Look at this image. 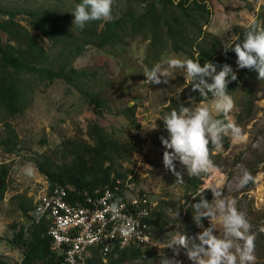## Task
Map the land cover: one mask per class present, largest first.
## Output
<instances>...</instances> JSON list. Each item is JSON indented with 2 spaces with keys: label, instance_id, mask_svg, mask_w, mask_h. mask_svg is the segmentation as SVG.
Returning <instances> with one entry per match:
<instances>
[{
  "label": "rangeland",
  "instance_id": "obj_1",
  "mask_svg": "<svg viewBox=\"0 0 264 264\" xmlns=\"http://www.w3.org/2000/svg\"><path fill=\"white\" fill-rule=\"evenodd\" d=\"M76 3L77 0H0V19H8L6 13L14 12L16 20L33 35L39 36L51 58H55L62 50L68 53L72 48L70 41L80 36V30L73 27L72 12ZM207 5L211 10V21L204 30L218 36L224 45L233 41L232 30L235 26L253 24L264 9L261 0H208ZM145 6L142 0H114L113 9L120 14L128 10L141 13ZM31 12L67 16L69 21L64 24L67 42L53 44L41 31L34 29ZM0 35L5 42L6 36ZM162 43L150 50V40L137 34L128 36L114 47L99 49L87 46L71 64V68L79 73L73 85L63 80L51 84L41 82L34 76L28 77L31 88L25 110L9 118L18 134L19 149L15 153H6L0 144V171L3 165L8 167V190L5 199L0 202L2 261L21 264L23 259L25 247L14 242V237L19 228L30 225L20 206L31 200L30 187L41 175L32 162L33 157L63 148L67 140L91 142L88 131L98 123L114 139L137 145L138 152L132 156L129 166L135 171L134 179L149 191L154 202L163 200L166 203L164 209L168 219L154 224L152 228L151 254L131 264H161L165 258L191 264L182 247L177 246L176 250L167 248V242L178 233L194 237L203 227L210 226L205 218L200 224L201 228L198 226L190 234L184 230V219L197 196L212 201L213 194L207 186L216 181H221L220 188L224 195L237 201V208L251 224L250 232L255 234L254 264H264V83L259 85L258 91L248 94L241 82L240 89L232 94L235 106L229 115L247 133L248 140L232 144L227 136L223 141L226 151L213 154L210 150V158L219 172L194 176L201 183L199 195H194L193 184L187 181L189 174L186 168L178 161L174 162L176 170L182 172L183 182L179 184L173 172L165 168L163 153L166 148L160 138L168 135L163 119L171 111L172 101L174 109L181 104L190 107L199 102L184 100L183 91L189 85L184 77V69L168 65L170 59L183 61L187 56L174 52L171 44L163 49ZM157 64L168 69V84H151L146 80L145 71ZM178 89L182 91L178 92ZM100 92L107 102L103 112L96 110L89 97L90 93ZM201 103L212 108V100ZM128 107H134L133 116L126 114ZM212 115L216 118L221 113L213 108ZM6 136L4 123L0 121V142ZM209 147L211 149V145ZM25 165L34 169L32 175L25 174ZM245 170L254 178H259L250 181L244 188H237L238 178ZM178 212L179 216L176 215ZM218 229L216 234L223 236V228L219 224Z\"/></svg>",
  "mask_w": 264,
  "mask_h": 264
},
{
  "label": "trees",
  "instance_id": "obj_2",
  "mask_svg": "<svg viewBox=\"0 0 264 264\" xmlns=\"http://www.w3.org/2000/svg\"><path fill=\"white\" fill-rule=\"evenodd\" d=\"M208 0H142L146 4L143 12L128 10L124 14L114 11L110 21L94 20L88 26L80 29V36L74 37L70 44L72 48L65 53L64 50L55 58H51L45 47L41 44L40 37L33 35L29 29L16 20V14L9 11L8 19H0V33L6 36L5 42L0 35V121L4 123L5 133L0 144L6 153H15L19 149L18 134L12 127L9 118L25 110L26 100L30 92L29 76L37 80L54 83L63 80L73 85L78 71L71 68L72 62L83 54L87 46L103 49L107 46H116L124 42L128 36L141 34L150 40V50L159 46L163 49L171 44L176 53H184L187 59H198L201 66L207 61L217 65V70L227 63L233 67L237 80L228 84L230 94L240 89L242 82L248 94L259 90V85L264 80L258 78L255 70L239 69L236 64V54L228 50L222 40L204 30L211 21V10L207 5ZM79 0H77V3ZM34 29L41 31L53 44L67 42L64 24L69 21L66 16L56 13L31 12ZM255 24L264 26V9L258 14ZM253 23V24H254ZM252 26L237 25L232 30V42H242L243 34ZM240 39V40H239ZM198 54V56H196ZM77 86V85H76ZM104 94L90 93V103L96 110L103 112L107 102ZM185 101L205 102L212 100L211 94L201 97L199 92H193L189 84L183 91ZM194 98V99H190ZM170 109H174V101ZM128 116L135 114L134 107L126 110ZM216 118H223L222 114ZM86 140H67L63 148L54 152H44L33 157L41 175L50 181L67 187L71 203L84 204L88 196L95 195L97 191L114 188L117 180L126 182L130 177L134 179L135 171L131 164L132 156L138 152L135 144L120 142L98 123L93 124ZM227 136L223 137V141ZM129 164L128 167L125 165ZM8 167L3 165L0 171V202L5 199L7 186ZM187 181L193 184L194 195L198 193L201 183L199 178L188 176ZM138 184V183H137ZM200 199L197 196L193 203ZM28 203V204H27ZM20 206L24 215L30 221L33 203L29 200ZM165 201L158 202L153 211L150 223L159 224L168 219L164 209ZM185 229L193 234L198 226L193 220L192 207L187 210L184 219ZM21 227L16 231L14 242L24 245L21 264H56L57 256L51 252L52 240L46 236L44 225H34L29 228ZM153 236V231H152ZM152 245L146 248L138 245H128L119 253V258L110 260L109 264H131L140 260L145 255L151 254ZM93 262L101 264L96 258ZM0 264H8L0 259Z\"/></svg>",
  "mask_w": 264,
  "mask_h": 264
},
{
  "label": "clouds",
  "instance_id": "obj_3",
  "mask_svg": "<svg viewBox=\"0 0 264 264\" xmlns=\"http://www.w3.org/2000/svg\"><path fill=\"white\" fill-rule=\"evenodd\" d=\"M113 4L114 0H79L72 12L73 27L83 29L90 21L112 20ZM228 50L236 54L239 69L255 70L258 78L264 80V26L252 24L244 32L242 42L229 41L225 45V51ZM168 65L184 69V77L193 92L198 91L201 97L211 94L213 98L212 108L204 106L201 102L190 107L181 104L178 109H172L164 116L163 122L168 135L160 138L166 148L163 153V164L173 172L177 177L176 183L179 184L183 182L182 172L176 170L174 162L178 161L190 176L218 173L219 169L210 158V150L213 154L226 151L223 145L225 136H229L231 143L236 144L246 142L248 135L229 115L235 105L228 91V84L237 80V74L231 65L225 63L219 71L216 64L206 61L201 66L198 59L183 61L170 59ZM144 76L151 84L169 83L167 79L169 71L160 64L146 70ZM213 108L221 113L223 118H214ZM23 171L26 175H32L34 169L30 165H25ZM258 178H254L245 170L238 178L236 187L244 188L250 181ZM220 184L221 181H216L207 186L213 194L211 202L201 196L198 202L191 204L195 224L200 227L206 218L210 226L203 227L194 237L178 233L168 240L167 248L176 250L177 246L182 247L191 264H254L255 234L250 232L251 224L245 214L237 208V201L224 195ZM121 207L123 205L119 201L109 205L114 219L122 215ZM176 215L179 216V212ZM131 224L132 221L129 219L119 225L122 236L129 235L132 231ZM218 224L223 228V236L220 233L216 234L219 232ZM161 264L182 262L165 258L161 260Z\"/></svg>",
  "mask_w": 264,
  "mask_h": 264
},
{
  "label": "built area",
  "instance_id": "obj_4",
  "mask_svg": "<svg viewBox=\"0 0 264 264\" xmlns=\"http://www.w3.org/2000/svg\"><path fill=\"white\" fill-rule=\"evenodd\" d=\"M33 211L29 228L44 225L46 236L51 238V252L57 256L56 264H109L119 258L128 245H152L150 219L158 203L149 191L134 183L117 180L114 188L97 191L88 196L84 204L71 203L67 187L41 175L30 187ZM119 201L121 216L113 218L109 209ZM131 219L132 231L122 236L119 225Z\"/></svg>",
  "mask_w": 264,
  "mask_h": 264
}]
</instances>
